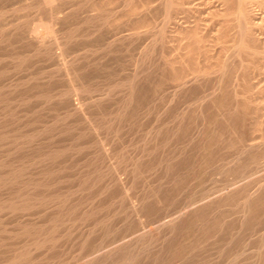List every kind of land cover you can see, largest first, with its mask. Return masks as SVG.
Returning a JSON list of instances; mask_svg holds the SVG:
<instances>
[{
  "label": "rangeland",
  "instance_id": "rangeland-1",
  "mask_svg": "<svg viewBox=\"0 0 264 264\" xmlns=\"http://www.w3.org/2000/svg\"><path fill=\"white\" fill-rule=\"evenodd\" d=\"M34 1H36V0H0V11H5L3 16L0 17V85L2 83L6 84V83H14V82H15V84H19L18 88H17V90L18 89L19 90L18 91L16 90L15 95L20 96L22 94L21 97H24V96L26 97L28 93L30 94L33 91H37L39 89L42 90L43 88H46V87H47V90H49L48 87L50 89H54V87H57L56 88L57 90L61 89L60 86H62V89L66 88V83L64 82L65 80H63V78L61 76L57 75V73H58L56 71L57 65H56L54 59L49 58L50 60H48V59L47 60H40L41 58L38 56L37 53H35L36 51L34 50L35 46H36V44H34V41H29L28 42L29 44H25L24 42L21 43L19 41L20 44H18L17 43L18 41H14L15 40L14 37L8 36L9 35L8 34L9 29L5 30L6 28L10 27V25H12V24H18V23L24 24L28 18L30 19V17L33 16L34 13H36V11L34 9H32V10L29 8L28 9H19L18 11H13L12 9L19 8L23 4L27 5V4L34 3ZM83 1L84 0H60V1H57L60 5V6L58 5L59 9H58L57 15H59L61 17V19L63 18V21H61V19H60L61 23L59 22V20H57V22H54V24H55L54 28H55V30L57 28L58 29L57 31H59V29H60L61 32H63V31H65L64 29L66 27L67 30L72 29L70 32H72V33L75 32V34L78 35L77 37H74L75 39L73 38V40L70 43H68L69 46L66 47L68 49L65 51L66 53L64 54V56H65V59L67 61H72V62L74 61L73 64L75 66L78 64L79 66H77V67L82 68L81 70L83 72H80V74L81 73H82V75L84 74L83 77H84L85 83L87 81L86 84L90 85V87H89L90 91L88 93H87V91L84 92L85 95H82V94H84L82 92L77 94V95H73V97H71L70 99H69V97L68 98L64 97V99L60 100L61 102L59 101V103H61V104H59L57 102V99H53V101H52V99H50L49 101L48 100L46 101L44 98H41V97H39L40 100L38 98L26 99L28 101H25V103H22L21 104L22 106L20 105L19 108L18 107H12L13 106V104H12L11 107L15 108L16 110H12V108H11V111H10L11 116H7L9 118V117H12L16 114V116H18L20 118V120L16 116H14L12 118L13 120L11 118L9 119L12 122L9 121L8 118H5V121L8 120L6 122V125H8L6 129L7 130L11 129V132H9L10 134H15V132H19V131L20 132L26 131L32 135L31 137L34 136L33 138L35 139V143L37 142L36 144H34V146L31 147L32 149L34 148L33 150L30 148V149H28L29 150V152H28L27 148H23L22 150L24 152L23 151L18 152V154L21 153V154H19V156H22L21 159L23 160L24 164L27 163L29 160H30L29 162L32 161V158H30V157L33 156L34 150L36 152H40V151H42V149L45 150V149H48V147H49V149L50 148L60 149L63 151V153L61 151V154L58 155V157L55 159L54 164L52 166V168H55L56 170L58 169V170H60V172L58 170L56 171L55 169H51V171H52L51 174L46 177L47 180L50 179L49 185L51 183H53V184H51L52 186L50 185V187L47 189L51 193H54V191L55 192L57 191L56 193L60 194L62 196V198L66 197V198H64V200L67 201L65 203V204H67V206L65 205L64 207L70 208L69 206L73 207L75 204L73 209L70 208V210L72 209V212L76 213V214H73V216H72L74 218L71 217L72 212L69 211L70 214H68V217L70 218V220L61 222L62 225L59 224L57 226V228L59 230H57V228H56V230L59 231V233L60 232L61 233L59 234L57 232L58 233L57 234L56 232H54V234H55L54 240L55 241L53 240V242L51 241V242L47 243V245H45V246H47V248L45 246L43 248L41 247L42 248L41 251H40V248H38V250L35 249L36 251L32 250L33 252L30 254V256L34 257L33 260L37 264L39 262L42 264H46V263L47 264H84V263L89 264L92 260L99 258L100 256H102V254H104L106 251L110 250V248H112L113 246L127 243V242L131 241L132 239H134V237L140 235V233L141 234H143V233L147 234V232H150L151 230L153 232H155V231L157 232L158 231L157 228L159 229V226L161 225V223L163 221L170 220L171 218H174L175 216H177L180 213L181 210H183V211H187V212L190 211L191 214H193V215L195 214V215L194 216L190 215V212H188L189 217L187 216V218L185 220L187 222L184 221L178 227V229L180 228L179 229L180 233L177 232L178 235H177V233L173 234L172 235L173 237L171 236L170 240L166 241L168 243L165 242V245L163 246V248L160 247L161 243L159 241H158V243L154 242L155 244L154 243L151 244L148 247V249L145 250L147 253L144 252V254L141 255L142 257H140V259H139V262L140 263L142 262L141 264H144V263L147 264L146 263L147 261L149 264H227V263L229 264V262L231 260L233 262V263L230 262L231 264H234V262H235V264H251V263L252 264H255V263L256 264H264V256L261 255V254L264 255L263 251L260 254L262 256V259L261 258H258V260L254 259L255 252H256V250H255L256 248L254 249V246L257 247V244H258L257 241L260 240L258 238L261 236V234L263 235V233H264V193L262 192L261 193L262 195L259 194V197L257 198L258 201H257V199L255 201L256 205L253 204V206L255 205L254 207L256 209L252 206L256 212L254 213V210L252 213H251V211H249L251 214L247 213V217L244 218L245 220L248 219V220H246V221H248V224L246 222H244L245 224L243 223V221H245L244 219L241 222L239 220L240 214H238V213H240L239 210L241 208V206H240L241 201L240 200H242L241 197L243 196V193H244V192H242V194H241V191H244L245 188L246 189L248 188L249 190L256 189V188H258L259 184H261V183L264 184V146H263L264 145V61H263L264 58L263 59H260L262 57L253 58L249 54V51L248 52H246V51L245 52L244 51L235 52L236 51L235 47L237 48V46H236L237 44H235V43H238L241 41L237 37V36H239V34H237L238 33V29H237L238 28V21L233 14L236 11L235 7H237V0H232V2H230V3H227L228 1L225 2L224 0H171V3H168V0H91L92 2L90 0H86V2H83ZM244 1L246 3L245 4V10L248 13L247 15L249 17V22H250V25L252 27V37H253L252 39L253 40L249 41V44L251 45V43L253 42L254 44L258 45V47L263 48L264 47V0H244ZM87 2H88V4H87ZM227 4L231 5L232 7H230ZM225 9H226V11H225ZM227 9L229 11H227ZM44 10H45V8H41L40 10H38L39 12L37 11L38 14L36 13V15H41L45 18L46 17L49 18L47 11L45 10V12H44ZM133 10L135 11V14H134ZM40 12L44 15L39 14ZM228 12H230V13H228ZM89 19L92 21H90ZM162 25H163V27H161ZM63 27H64V29H63ZM160 28L161 29L163 28V31H164L163 35H161L160 34L161 32H159ZM114 31L117 33V35H118L119 31H121L120 32L121 36L118 35L119 38L115 37L116 33H114ZM91 32H93V33H91ZM58 33H60V31ZM122 34L124 37L122 36ZM114 38L115 39L117 38V39L113 40ZM237 38L239 41L237 40ZM119 40L121 41V43L118 42ZM47 41H48V39L46 40V42ZM111 41H113V42H111ZM109 42H111L113 44H110ZM242 42H246V41L243 40ZM23 43H24V45H23ZM253 43H252V45H254ZM21 44H22V46L20 47L19 45H21ZM108 44L110 45V47ZM244 44H246V43H244ZM25 49H27V50H25ZM7 51H10V52H7ZM33 51H34V55H33ZM17 52L18 53L22 52L21 54H23L25 56L21 63H18L16 61V59L15 60L13 59V61H12V59H10V56L11 57L16 56V54H18ZM23 52L24 53L27 52V53H25L26 55ZM12 53H15V55H13ZM249 55H250V58H252V59L249 58ZM140 59H142V60H140ZM14 61H16L17 63ZM9 62L10 63L14 62L12 64H14L15 66L18 64V66L13 67V65L10 64ZM225 63H227L228 65H225ZM86 65H87V67H86ZM247 66H249V67H247ZM83 67L86 69H84ZM1 71H2V73H1ZM51 71H52V74L53 73L56 74V75H54V79L53 78L51 79V80H53L51 83H53L55 86H53V84L50 83L51 80H47L46 82H43L46 79L43 78V80H41L42 78L39 76L41 72L50 73ZM138 72H140V74H139V80L140 81H138V84H140L141 87L140 86L138 87V85H137V87H138L137 92H136L137 95L135 94L136 96H134V98L136 99V97H138V96L141 98L138 97L136 99V101L133 98L132 105H134V106H131L132 107L130 109L131 111L128 113V114L133 113V116L131 115L132 118L129 117L132 121L128 118V116H130L128 114H127L128 116L126 114H124V115H126L127 120L129 119L128 121L125 120L124 115L120 116L119 121H122L121 125H120V122L117 121L118 119H115L114 121H109V119H108L109 112L111 110L115 109L116 105H118L117 103L120 102L119 100L123 96L122 95L123 93H121L122 91L119 90L118 88H115L116 87L115 83H117V81L120 82V80H125L129 77L131 78V76H133L134 73H138ZM38 73H39V75H38ZM86 75H88V76H86ZM38 77L40 80L38 79ZM23 82H24V84H23ZM90 83H92V84H90ZM46 84L47 85L50 84L53 87L51 88L50 85L47 86ZM113 84H114V87L112 86ZM59 87H60V89H59ZM56 89L53 91H56ZM43 90H45V89H43ZM17 92H18V94H17ZM26 92H27V94H26ZM41 99H44V100H41ZM55 100H56V102H55ZM70 100H72V101H70ZM62 101L64 103H62ZM134 101H135V104L138 105L137 108H135L136 105L134 104ZM7 102H9V101H7ZM69 102L73 106L77 105V106L83 107L82 109H84V111H86V112L89 110L87 113L90 114L92 116V118L96 115V117H94L92 119V120H95L94 123L96 122L97 127H100L96 133L89 132L90 134H93V135H90L87 132V130H86L87 125L83 121V118L81 119L82 121L79 119L82 117L79 113H73V114H71L72 116L69 115V116L65 117V115L62 112V110L64 111V108L63 109L60 108L61 111H60V109H58L60 107V106L58 107V105H61V107H62V105L66 104V103L68 104ZM136 102H138V103H136ZM36 103H38V104L41 103V104L36 105ZM140 104H142V105H140ZM34 105H35V107H34ZM96 105H99V106L97 107ZM112 107H114V108H112ZM138 108H140V109H138ZM20 109H22V110H20ZM34 109H36V110L34 111ZM38 109H43V110L40 111ZM136 109L139 110V111H137L138 113L135 112ZM14 111H17V112L19 111L20 113L19 112L18 113L20 115ZM59 111H60V115L62 113V115H61L62 118L59 119L61 122L58 120V118L60 117ZM55 112H57L59 116ZM21 113L23 116L25 113L24 120H22V123H21V119H23V118H21L22 117ZM35 114H37V115H35ZM74 114H75V116H74ZM97 114H101V115H97ZM97 116H100V117H97ZM102 116H103V118H106V119H103ZM121 117L123 119H121ZM69 118H71V120H69ZM15 120H17V122ZM64 120L69 125L64 123L65 122ZM105 120L108 122H106ZM180 120H181V122H180ZM27 121H28V123H27ZM8 122H9V124H8ZM14 122L16 125L13 124ZM62 122H63V124H62ZM117 122L119 123V125ZM19 123H20V125H19ZM25 123H26V125H24L25 126V128H24V126L22 124H25ZM29 123H31V124H29ZM77 123L78 124L80 123V124L78 125ZM82 123L83 124L85 123V124L83 125ZM17 124H18V127L19 126L21 127V129H20V127L19 128L17 127ZM40 124L41 125L44 124V125L41 126ZM57 124H60V125H57ZM72 124H74V125H72ZM128 124H129V126H128ZM29 125H30V127H28ZM56 125L58 126L57 128H56ZM64 125H65V127L67 125V127L65 128ZM75 125H77V126H75ZM107 125H108V127H106ZM177 125H178V127H177ZM40 126H41V128H40ZM52 126H53V128H52ZM83 126H85V127H83ZM180 126H181V128H180ZM251 126H252V128H251ZM258 126H259V128H258ZM49 127H51V128H49ZM174 127L178 128V129H176L178 132L176 130H174L175 129ZM255 127H257V128L255 129ZM36 128L38 130L39 129L42 130L44 133L39 130L40 133H43L40 135V133H37L38 130H36ZM44 128H48L49 130H46V132H45V130H43ZM14 129L16 131H14ZM26 129L30 130V132L27 131ZM67 129L69 130L68 133L66 132ZM152 129H153V131H152ZM171 129H172V131H171ZM253 129H255L258 133ZM52 130H54L56 133H54ZM73 130H77V131H73ZM85 130L87 133L85 132ZM33 131H35V132L33 133ZM49 131L50 132L52 131V132L50 133ZM155 131H157V132L155 133ZM168 131H170L172 133L174 132L173 135ZM150 132H152L154 135L152 133L150 134ZM158 132H160V133H158ZM53 133L56 134L54 137H53V135H54ZM148 133H149V136H148ZM36 134H38V135L36 136ZM95 134L99 135V136L97 137V136H95ZM75 135H77L76 136L77 138L75 137ZM94 136L96 139L97 138L98 139L97 140L93 139ZM150 136L153 138L151 139ZM155 136L157 137L156 142L154 141ZM159 136H161V137H159ZM43 137H44V139H43ZM88 137H90V138H88ZM41 138L43 140H41ZM47 138H49L50 140ZM52 138H54V139H52ZM147 138H148V140H147ZM259 138H261V139H259ZM45 140H47V141H45ZM64 140L65 141L67 140V141L65 142ZM151 140H153L152 141L153 143L150 142ZM257 140H260V141H257ZM87 141H88V143H87ZM90 141H92V142H90ZM146 141L147 142L149 141V142L147 143ZM256 141L259 143H257ZM40 142H43L42 144H44V145H42ZM70 142L72 143V145ZM75 142H78V143L75 144ZM45 143H47V144H45ZM146 143H147V145H146ZM150 143L152 145H154V143H155V148L156 147L157 148L155 150L153 149L154 151L153 150L149 151V154H145L144 157H142L143 154L140 155L141 152L144 153L142 151V149L144 151H145V149H146V151L150 150V147H151ZM243 143L245 145H246V143L247 144H250V143L253 144L254 143L252 145L254 147H252V148L249 147V149L246 148L247 150L242 149L243 147H245V145ZM38 144H39V146H42L45 149L42 147H38ZM61 144L62 145L64 144V145L62 146ZM94 144H96V145H94ZM148 144L150 146H148ZM69 145L72 147V149ZM73 145H76V147ZM77 146L80 148H78ZM144 146H146V147L148 146V147L145 148ZM62 147H65V148H62ZM37 148H38V151H37ZM77 148H78V150H77ZM91 148H92V150H91ZM259 148H260V150H259ZM80 149H81V151H79ZM104 149L109 151V153H110L109 159L103 158L104 156L102 154H103ZM140 149H141V151H140ZM72 150H74L76 152V154ZM30 151H32V152H30ZM65 151L67 153H64ZM146 151H145V153H146ZM158 151H160V152H158ZM242 151H244V153ZM245 151H249L251 153L245 152ZM116 152L118 154H115ZM151 152H152V154H150ZM153 152H155V153H153ZM180 152H181V154H180ZM254 152H256V153H254ZM30 153H31V156H30ZM237 153L240 154V156H241L242 160L239 159L241 162L237 161L238 157H240ZM26 154H27V157H26ZM28 154H29V156H28ZM70 154L72 156L74 155L75 157L74 156L72 157ZM77 154L80 157L76 156ZM85 154L88 156H86ZM138 154L141 158L139 160V163H138L139 168H140V172H141V173L139 172V174H142V175H139L136 172H133V174L136 175V176H134L132 174L133 167L131 168L130 167L131 165L129 163L132 162V157L136 158V155H138ZM175 154H176V156H174ZM173 156L174 157L178 156L177 157L178 159L177 158L173 159L174 158ZM236 156H238V157H236ZM252 156H256V158L252 157ZM169 157H170V160L168 159ZM251 157H252V159H251ZM23 158H26V159L28 158L27 159L28 161L26 159H23ZM59 158L63 159V160L60 159V161L62 163H60ZM146 158H147V160H146ZM165 158H166V162H169V163L173 162V161L175 162V163L174 162L170 163L168 165L169 167L170 166L171 167L167 171V174L164 173L165 172V170H164ZM73 159H75V160H73ZM87 159H88V161H87ZM96 159H98V160L96 161ZM160 159H163V160L160 161ZM244 159L248 161V164H249V160L250 161L253 159L254 160L251 161L250 164L248 165ZM70 160L72 162H70ZM118 160L120 163H118ZM129 160H130V162H129ZM141 160L143 163L146 162V163H144V166H143V163L141 162ZM148 160L151 162H149ZM75 161L76 162L78 161V162L76 163ZM147 161L150 164V166H152L151 167L152 169L149 167V164L147 163ZM235 161H237L239 165L241 164L240 165L241 167L239 165L237 167H235L237 165V162L235 163ZM110 162H112L113 165ZM152 162L153 163L156 162L157 167H156V164H154L155 165L154 166ZM79 163H81V164H79ZM158 163H160V164H158ZM243 163H245V164L243 165ZM140 164L143 167H145V168L149 167L150 169L149 168L145 169V168L141 167ZM175 164H176V166H175ZM54 165H56L57 167ZM61 165L63 166L64 170L61 167ZM126 165H128V166H126ZM172 165H173V167H172ZM182 165H183V167H182ZM242 165L243 166L248 165L247 167L245 166L247 169L245 167L242 168ZM79 166H80V168H79ZM84 166H85L86 170H83ZM110 166L112 167V169L110 168ZM32 167L30 166L31 170L34 171L35 167L33 165H32ZM95 167L98 169H96ZM113 167H114V169H113ZM186 167H188V168H186ZM78 168L81 170H78ZM141 168H142V170H141ZM175 168H176V170H178V169L179 170L176 171ZM228 168H229V170H231L229 173H228V170H226ZM237 168H238V171H236ZM250 168H251V170H250ZM143 169L146 171L144 172ZM242 169H244L243 172H242ZM254 169H256V171ZM68 170H69V172H68ZM70 170H71V172H70ZM77 170L80 171V173ZM87 170H89V171H87ZM99 170H100V172H99ZM148 170H150V171H148ZM172 170L174 172H172ZM81 171L82 172L84 171V172L81 173ZM234 171H236V173ZM61 172H62V175L60 174ZM73 172L75 173L77 178ZM87 172H89V173H87ZM232 172H234L235 175L237 174L236 176H238V178L235 177L234 173H232ZM239 172H241L242 174H240ZM52 173H54V174H52ZM91 173L94 176L90 175ZM102 173H103V175H102ZM116 173L118 174L117 176H116ZM169 173L171 175L173 174L172 176L175 175L174 177H176L177 179L174 177L172 178V176H168V175H170ZM180 173H181V175H180ZM65 174H67V175H65ZM77 174H79V175H77ZM81 174L86 175L88 181L86 180V177L81 175ZM106 174L108 175V178H107ZM111 174H112V176H111ZM71 175H72V178L70 177ZM73 175L75 177H73ZM99 175H100V179H99ZM241 175L243 176V178ZM59 176H60V178L63 179V182H62V179L59 180ZM78 176H80L81 178ZM115 176L118 177L119 179L117 178L118 180H115L114 179ZM88 177L90 179H88ZM168 177H171V178H168ZM234 177L236 178V180L234 179ZM179 179H182L183 181L179 180ZM74 180L76 181V183ZM78 180H79V182H78ZM113 180H115V181H113ZM168 180H170L169 182L171 185L169 184ZM174 180H175V182H173ZM232 180H235V181H233L234 183L231 182ZM60 181L62 183H60ZM86 181H87L88 187L85 185ZM107 181H109V182H107ZM246 182H247V185L249 184L248 185L249 187L247 185L244 186V184H246ZM73 183L75 184V187L73 186ZM79 183H80V185H81V183L82 184L85 183L84 184L85 187L84 186L80 187ZM229 183H230V185H228ZM160 184H163V185H160ZM111 185H113V186H111ZM114 185H116V187ZM123 185H126L127 188L131 189V190L130 189L127 190V193L129 196L128 198H130V200L127 199L126 197L123 198V195H121V193H122L121 188ZM226 185H228V186L226 187ZM241 185L244 187H241ZM71 186L73 188H76V189L81 188V190L78 192H77V190H79V189L73 191L72 190L73 188ZM151 186H153V188ZM52 187H54V188H52ZM70 187H71V189H70ZM106 187L108 188L107 189L108 191L106 190ZM148 187H149L148 192L147 193L144 192V191H147L146 189ZM51 188L53 189V191ZM67 188H69V190H67ZM82 188H84L83 191H82ZM239 188L241 189V191ZM154 189H155V191H154ZM230 189H231V191L235 189V191L233 193L235 196L238 194V196H236V197L234 196L235 198H233V194H232V195H230L231 197L229 196L230 199L232 198L231 200L229 198L226 200L225 197H224V199H222L223 198L222 196L226 195L230 191ZM236 189H237V191H236ZM65 190H67V191H65ZM149 190H151L152 193H153V191L155 192V193H153L154 196L151 195V197L148 198V199H153V201L147 200L146 206H145L146 212L144 209L142 211L143 213L141 212L142 215H140V217H139L140 220H137L138 218H134V216L131 214V212H130L131 210L129 209V206H128L129 203L128 202L129 201H135V199L137 200L138 198H141V197L148 195V193H150ZM115 191L117 192V194L115 193ZM156 191H158V192H156ZM70 192L73 193V197H72V194ZM225 192H226V194H225ZM239 192H240V195H239ZM74 193H76L75 196H74ZM156 193L158 196H156ZM65 194H67V195H65ZM95 194H97V195H95ZM104 194H106L108 196H106V195L104 196ZM113 194H115V195H113ZM205 194H206V198L202 199L203 203L208 201V200H206V199H208V197H209V200L211 199L210 203H214L216 201H218V203L216 202L213 205L210 203L208 204V202H207L208 206L207 205L202 206V210H201V208H199L198 211L196 210L197 213L194 211L193 212L191 211L192 206H188L189 208L186 207V204L188 203L187 201H190L194 198H199L200 195L202 196ZM218 195H220V196H218ZM162 196H163V198H162ZM196 196H198V197H196ZM164 197H165V199H164ZM215 197L216 198L222 197V198L216 199ZM238 197H240L239 200L236 199ZM154 198H155V200H154ZM71 199H73V201ZM161 199L162 200L164 199V200L162 201ZM221 199L223 201L224 200L225 201L223 202ZM65 201H63V202H65ZM154 201H156V202H154ZM234 201L237 203H234ZM71 202H72V204H73V202H75V203L72 205ZM91 202H93V203H91ZM158 202L160 205L158 204ZM200 202L201 201H199V203ZM77 203H78V205H77ZM80 203H82L81 204L82 206L79 205ZM219 203L222 205V207ZM209 205H211V206H209ZM149 206H151V207H149ZM216 206H218V208ZM239 206H240V208H239ZM34 207L35 208L30 207L28 209L27 208L24 209L26 211L17 210V211H11V212H4V214H0V217L4 216V217H2L3 219L0 218V220H1L0 224H2L0 226L5 227L6 230L8 228H10V230H12V228L14 229L15 226H19V225H22L25 223L26 224L30 223L29 225H31L35 222L36 223H39V222L43 223V220L44 221L47 220V218H49L52 215V213L54 212V210L50 209V207L46 208L44 206L43 208H45V210L43 208H41V206L40 207L34 206ZM85 207H86V209H85ZM184 207H185V209H182ZM39 208L42 209L43 211L38 210ZM92 208H93V210H92ZM75 209H77V210H75ZM94 209L95 210L98 209V211H95ZM203 209H205V210L203 211ZM215 209H217V210H215ZM35 210H36V212H35ZM87 210H88V213L86 212ZM100 210H101V212H100ZM218 210H220V211H218ZM18 211L24 212V213L20 212V213H22V216L19 214ZM27 211L29 213H27ZM44 211H46V212L44 213ZM49 211L51 214L49 213ZM51 211H53V212H51ZM77 211H79V212H77ZM211 211H213V212L211 213ZM37 212H39V213H37ZM42 212H43V214H42ZM83 212L86 215L82 214ZM144 212H145V214H144ZM198 212H200V213H198ZM203 212H205V213H203ZM12 213H13V217L8 216V215H12ZM16 213H18V214L16 215ZM96 213H99V214H96ZM221 213H223V214H221ZM6 214H8V215H6ZM79 214L82 216H80ZM92 214L94 217L91 216ZM198 214H200L202 216L199 215L200 216L199 217ZM19 215H20V217H18ZM86 216H88V217H86ZM89 216H90V218H89ZM191 216L194 219H192ZM196 216H198V217H196ZM248 216H251V218ZM42 217L43 218L45 217V219H43ZM201 217H202V219H201ZM205 217L209 218V219L207 220ZM215 217L217 219H215ZM33 218H35L34 219L35 221L32 220ZM36 218H37V221H36ZM85 218H86V221H85ZM198 218H199V220H198ZM211 218L213 221H216V222H213L211 220ZM218 218H219V220H218ZM236 218H238V219L236 220ZM41 219H42V221H41ZM99 219L102 222L99 221ZM4 220H5V223H4ZM22 220L26 221V222H23ZM79 220H82L83 222L80 223L81 221H79ZM196 220H197V222H196ZM202 220H203V222H202ZM204 220L206 221L205 224L207 223L206 225H209V226H206L204 224ZM17 221H21V222H17ZM136 221H138V222H136ZM139 221H141V223ZM193 221H195V222H193ZM200 221L203 223V227H202ZM207 221H209L210 224H208ZM68 222H70V223L67 225ZM198 222H200V223H198ZM238 222H241V223H238ZM252 222H255V223H252ZM102 223H104V224H102ZM193 223H194V225L192 226L191 224H193ZM196 223L198 225H200V227L198 225H196ZM217 223L220 225H218ZM3 224H5V225H3ZM65 224H66V226H64ZM95 224H98V225H95ZM101 224H102V227H101ZM188 224H189V226H187ZM239 224L241 226H243L245 230L242 229V227L239 226ZM243 224L248 226V227L246 228V226H244ZM7 225H8V227H7ZM210 225H212V226H210ZM221 225L223 227H221ZM61 226H63V227H61ZM81 226H83V227H81ZM186 226H187V228H186ZM204 226H206V227H204ZM217 226H218V229H217ZM1 227H0V230H3V227H2V229H1ZM74 227H75V229H74ZM211 227L212 228L214 227V229H212ZM230 227L233 229H231ZM251 227H252V229H251ZM16 228L17 227H15V229ZM61 228H62V230H61ZM66 228L67 229L71 228L73 230H69L66 233L65 232ZM83 228H84V230H82ZM194 228L195 229L198 228V229L194 230ZM202 228L204 229L203 232H205V230H206L208 232V234L201 232ZM93 229H95V232ZM154 229H156V230H154ZM181 229H183V231ZM238 229H239V231L240 230L243 231L242 232L243 234L241 233V231L239 232ZM212 230H215L216 232L218 230V232L217 233L215 231L212 232ZM71 231H73V232H71ZM97 231L98 232L101 231V232H99L100 234ZM232 231L235 232L236 234L233 233ZM69 232H71V233H69ZM85 232L87 234L88 240L86 239ZM103 232H104V234H103ZM237 232L239 233L240 236H238ZM0 233H1V231H0ZM108 233H109V235H108ZM181 233L183 234L182 235L183 238L181 236ZM3 234H4V230H3ZM6 234H5L6 236L0 234L1 236L4 237V238L2 237L3 238L2 239L0 236L1 243H4L3 240H6V241L8 240L7 242L4 243L5 245L4 244L0 245L1 246L0 248H3V246H5L4 247L5 249L7 248L6 250L0 249V257L1 258H2V256L5 257L8 254V249L10 248V243H11V245H13V243L15 241L13 239L11 241H10V239H8V237H7L8 231L6 232ZM89 234H90V236H89ZM93 234H95V236ZM203 234L206 235V237ZM57 235L61 236V238L58 237ZM102 235H103V237H102ZM209 235H211V236H209ZM229 235L230 236L232 235L231 236L232 238H230ZM113 236H115V237H113ZM56 237H58V238L56 239ZM188 237H190V238H188ZM200 237H201V239H200ZM208 237H210V238H208ZM233 237L234 238L238 237L237 239L235 238L236 239L235 242L233 241V240H235V239H233ZM199 239L201 240V242L199 241ZM231 239H233L232 241L234 243L231 241ZM90 240L93 242H91ZM229 240H230V246L227 245V244H229V242L227 243V241H229ZM85 241L88 243H86ZM191 241H192V243H191ZM194 241H196V242L194 243ZM52 243H54V244H52ZM90 243L92 244V246L90 245ZM156 243H157L158 248L156 246ZM201 243H202V245H201ZM225 243H227V244H225ZM50 244H52V246ZM245 244H247V245H245ZM54 245H56V246H54ZM79 245H80V247L82 246L80 249H79ZM85 245H87L86 246L87 248L83 247ZM94 245L95 246L99 245V246L93 247ZM193 245H195L196 248ZM174 246L178 249H176ZM244 246L246 247V249ZM48 247H49V249H48ZM54 247H56L57 249ZM89 247H90V249H89ZM241 247L242 248L244 247V248L242 249ZM83 248H85L86 251H84L85 249L83 250ZM91 248L93 249V253H92ZM150 248L153 250L151 251ZM159 248H161V249L158 250ZM183 248H185V249H183ZM50 249L52 250V252ZM164 249L166 250L165 252H163ZM238 249H239V251H238L239 253L240 252L243 253L242 255L240 254L241 255L240 257H238L239 253L236 252ZM241 249H242V251H241ZM45 250L46 251L49 250L50 253L48 251H47L48 252L47 253ZM88 250H90L91 252H89ZM148 250L151 251L152 253L149 252ZM228 252L230 254H233V255L231 256ZM2 253H3V255H1ZM33 253L34 254L38 253L40 256H38V254H36V256H38V257L35 258L36 256ZM41 253H42V255H41ZM46 253H47V255H46ZM148 253L150 256L148 255ZM164 253H165V255H164ZM236 253H238V254H236ZM250 253L251 254L253 253L252 256ZM43 254H45V255H43ZM144 255H146V257H143ZM151 255L153 256V258ZM228 255L230 257H228ZM155 256H157V257H155ZM235 256L239 260L238 259L236 260L234 258ZM250 256H251V258H250ZM32 257H31V259H32ZM43 257L45 259H42ZM48 257L50 258L49 262H48V259H49ZM53 257H54V259H53ZM169 257H171V258H169ZM172 257H174V258H172ZM147 258H149V259H147ZM159 258L161 260H159ZM233 258H234V260H233ZM255 258H257V257H255ZM37 259L39 260V262H37L38 261ZM168 259L171 260L170 263H168L169 262ZM228 260H230V261L228 262ZM254 261H255V263H254Z\"/></svg>",
  "mask_w": 264,
  "mask_h": 264
},
{
  "label": "bare ground",
  "instance_id": "bare-ground-1",
  "mask_svg": "<svg viewBox=\"0 0 264 264\" xmlns=\"http://www.w3.org/2000/svg\"><path fill=\"white\" fill-rule=\"evenodd\" d=\"M57 1H60V0H36V1H34V3H31V4H23L21 7H19V8H15V9H12L13 11H18L19 9H34L35 11H36V13H37V11L38 10H40L41 8H45V10L47 11V13H48V15H49V18H45V17H43V16H41V15H36V13H34V15L33 16H31L30 17V19L28 18L27 19V21L24 23V24H12V25H10V27H8V28H6L5 30H7V29H9V32H8V36H11V37H14V41H18L17 43L18 44H20L19 43V41L22 43V42H24L25 44H29L28 42L29 41H34V44H36V46H35V53H37L38 54V56L41 58L40 60H50L51 58L52 59H54L55 60V63H56V65H57V75H59V76H61L62 78H63V80H65L64 82L66 83V88L63 90L62 89V86H60L61 87V89H60V87H59V89L60 90H57L56 88L57 87H54V89H50L49 87H48V89L49 90H47V87L46 88H43V89H45V90H37V91H31L32 93H28L27 94V92H26V94H27V96L25 97H21V95L20 96H18V95H15V92H16V90H17V88H18V85L19 84H15V82L14 83H2L1 85H0V214H4V212H11V211H17V210H24V209H28V208H30V207H32V208H35L34 206H41V208H43L44 206L46 207V208H48V207H50V209H52V210H54V212L53 211H51V212H53L52 213V215L49 217V218H47V220H43V223H41V222H39V223H33V224H31V225H29L28 223V225L25 223V224H22V225H19V226H15V227H17L16 229H15V227H14V229L12 228V230H10V228H8L7 230L5 229V227H3V230H4V234H3V230H0L1 231V233L0 234H2V235H4V236H6L7 234H6V232L8 231V239H10V241L13 239V240H15L14 241V243H13V245H11V243H10V248L8 249V254L5 256V257H3L2 256V258L0 259V264H35L36 262L33 260V258L34 257H32V256H30V254L33 252L32 250H38V248H40V251H41V249L45 246V245H47V243H49V242H53V240H54V238H55V234H54V232H58L59 233V231H57V230H59L58 228H57V226L59 225V224H61V222H64V221H69L70 220V218L68 217V214H70L69 213V211L70 212H72V209H73V207L75 206V202H73V204H74V206L72 207V206H69L70 208H72L71 210H70V208H68V207H64L65 205L67 206V204H65L67 201H65L64 200V198H66V197H64V198H62V196L60 195V194H58V193H56L55 191H54V193H51L47 188H49L50 187V185L51 184H53V183H51L50 185H49V183H50V179L49 180H47L46 179V177L47 176H49L50 174H51V169H55V168H52V166H53V164H54V161H55V159L58 157V155H60L61 154V151L62 150H60V149H52V148H50L49 149V147H48V149H45L44 147H42V146H39V144H38V147H42V148H44L45 150H43L42 148V151H40V152H36L35 150H34V154H33V156H31V153H30V158H32V161L31 162H29L26 158H23V159H26L28 162L27 163H23V160L21 159L22 158V156H19V154H21V153H19L18 154V152H20V151H23L22 149L23 148H27V150L28 149H30L32 146H34V144H36L35 143V139L33 138V137H31L32 135L31 134H29L28 132H26V131H19V132H15V134H10L9 132H11V129L10 130H7L6 128H7V126L8 125H6V122L11 118H13L14 116H16V114L14 115V116H12V117H7V116H11L10 114V111H11V108L12 107H20V105L22 104V103H25V101H28V100H26V99H36V98H38L39 99V97H41V98H44L46 101L48 100H50V99H52V101H53V99H57V102L59 103V101L60 100H62V99H64V97H66V98H68L69 97V99L71 98V97H73V95H77V94H79V93H84V92H86L87 91V93L90 91V85H88V84H86L87 83V81H86V83H85V80H84V77H83V75H82V73L80 74V72H83L81 69V67H77V66H79L78 64L75 66L74 64H73V62L72 61H67L66 59H65V56H64V54L66 53L65 51L68 49V48H66L67 46H69L68 45V43H70L72 40H73V38L74 37H77L78 35H76L75 34V32L74 33H72V32H70L71 30H67V28L65 27V29H64V27H63V29L65 30V31H63V32H61V30L59 29V31H60V33H58L59 31H57L58 29L56 28V30H55V24H54V22H57V20H59V22H60V19H61V17L59 16V15H57V13H58V9H59V3L57 2ZM91 1V0H90ZM225 2L226 1H228L227 3H230V2H232V0L230 1V0H224ZM83 2H86V0H84ZM89 2V1H88ZM88 2H87V4H88ZM92 2V1H91ZM168 3H171V0H168ZM151 4V3H150ZM223 4V3H222ZM245 1L244 0H237V7H235L236 8V11H235V13H233L234 14V16H235V18L237 19V21H238V33L237 34H239V36H237L238 38H239V40H241L240 42H238V43H235V44H237L236 46H237V48L235 47V49H236V51L235 52H239V51H246V52H248L249 51V54L251 55V57H253V58H255V57H262V58H260V59H263L264 58V47L263 48H260V47H258V45H256V44H254L253 42V44L254 45H252V43H251V45L249 44V41H252L253 39V37H252V27H251V25H250V22H249V17H248V13H247V11L245 10ZM59 5V6H58ZM227 5H229V4H227ZM230 7H232L231 5H229ZM124 7V6H123ZM169 7V6H168ZM228 7V6H227ZM125 8V7H124ZM123 8V9H124ZM229 8V7H228ZM167 9V8H166ZM170 9V8H169ZM4 10V9H3ZM45 10H44V12H45ZM225 11H226V9H225ZM227 11H229L228 9H227ZM232 11V10H231ZM4 12L5 11H0V17L1 16H3V14H4ZM39 12V11H38ZM42 12V11H41ZM39 13V14H42V13ZM133 12H134V14H135V11L133 10ZM234 12V11H233ZM46 13V14H47ZM228 13H230V12H228ZM227 13V14H228ZM7 14V13H6ZM5 14V15H6ZM38 14V13H37ZM226 14V15H227ZM232 14V13H231ZM230 14V15H231ZM42 15H44V14H42ZM137 15V14H136ZM220 15V14H219ZM222 15V14H221ZM108 16V15H107ZM169 16V15H168ZM223 16V15H222ZM68 17V16H67ZM170 17V16H169ZM226 17V16H225ZM168 18V17H167ZM166 18V19H167ZM65 19V18H64ZM87 19V18H86ZM98 19V18H97ZM165 19V20H166ZM169 19V18H168ZM167 19V20H168ZM225 19V18H224ZM90 20V19H89ZM104 20V19H103ZM166 20V21H167ZM170 20V19H169ZM61 21H63V18L61 19ZM68 21V20H67ZM90 21H92V20H90ZM227 21V20H226ZM109 22V21H108ZM61 23V22H60ZM66 24V23H65ZM102 24V23H101ZM54 25V26H53ZM60 26V25H59ZM105 26V25H104ZM122 26V25H121ZM92 27V26H91ZM161 27H163V25L161 26ZM165 27V26H164ZM61 28V27H60ZM98 28V27H97ZM167 28V27H166ZM254 28V27H253ZM76 30V29H75ZM98 30V29H97ZM121 31H119V33H120ZM159 32H161L160 34L161 35H163V28L161 29L160 28V30H159ZM237 32V31H236ZM91 33H93V32H91ZM114 33H116L115 31H114ZM118 33V35H120L121 36V33L119 34ZM223 33V32H222ZM78 34V33H77ZM118 35H117V33H116V35H115V37H118ZM122 36H123V34H122ZM217 36V35H216ZM223 36V35H222ZM124 37V36H123ZM7 38V37H6ZM119 38V37H118ZM219 38V37H218ZM238 38H237V40H238ZM8 39V38H7ZM48 39V41L46 42V40ZM75 39V38H74ZM117 39V38H116ZM115 38L113 39V40H116ZM217 39V38H216ZM220 39V38H219ZM235 39V38H234ZM236 40V41H237ZM238 40V41H239ZM246 41V42H242V41ZM9 41V40H8ZM256 41V40H255ZM111 42H113V41H111ZM111 42H109L110 44H113V43H111ZM116 42V41H115ZM118 42H120L121 43V41L119 40ZM123 42V41H122ZM24 43H23V45H24ZM32 43V42H31ZM117 43V42H116ZM244 43H246V44H244ZM258 43V42H257ZM109 45V44H108ZM256 45V46H255ZM11 46V45H10ZM20 47L22 46V44L21 45H19ZM107 46V45H106ZM14 47V46H13ZM108 47V46H107ZM106 47V48H107ZM109 47H110V45H109ZM18 48V47H17ZM15 49V48H14ZM24 50V49H23ZM22 50V51H23ZM25 50H27V49H25ZM69 51V50H68ZM7 52H10V51H7ZM32 52V51H31ZM4 53V52H3ZM18 53V52H17ZM22 53V52H21ZM21 53H18V54H16V56H13V57H11L10 55V59H12V61H13V59L15 60L16 59V61L18 62V63H21L22 62V60H23V58L25 57L23 54H21ZM24 53V52H23ZM25 53H27V52H25ZM24 53V54H25ZM102 53V52H101ZM110 53V52H109ZM118 53V52H117ZM241 53V52H240ZM13 55H15V53H12ZM11 54V55H12ZM111 54V53H110ZM2 55V54H1ZM26 55V54H25ZM28 55V54H27ZM33 55H34V51H33ZM250 55H249V58H250ZM36 56V55H35ZM37 56V57H38ZM6 57V56H5ZM29 57V56H28ZM50 58V59H49ZM2 59V58H1ZM5 59V58H4ZM9 59V58H8ZM250 59H252V58H250ZM259 59V60H260ZM140 60H142V59H140ZM257 60V59H256ZM10 61V60H9ZM16 61H14V62H16ZM262 61V60H261ZM264 61V60H263ZM14 62H12V63H14ZM16 62V63H17ZM10 63V62H9ZM12 63H10V64H12ZM15 63V64H16ZM263 63V62H262ZM9 64V65H10ZM13 65V67L15 66L14 64H12ZM11 65V66H12ZM138 65V64H137ZM225 65H228L227 63H225ZM247 65V64H246ZM256 65V64H255ZM259 65V64H258ZM16 66H18V64L16 65ZM15 66V67H16ZM85 66V65H84ZM236 66V65H235ZM86 67H87V65H86ZM247 67H249V66H247ZM3 68V67H2ZM11 68V67H10ZM9 68V69H10ZM84 68V67H83ZM225 68V67H224ZM255 68V67H254ZM258 68V67H257ZM15 69V68H14ZM22 69V68H21ZM84 69H86V68H84ZM83 69V70H84ZM5 70V69H4ZM8 70V69H7ZM235 70V69H234ZM245 70V69H244ZM55 71V72H56ZM85 71V70H84ZM226 71V70H225ZM254 71V70H253ZM5 72V71H4ZM1 73H2V71H1ZM224 73V72H223ZM261 73V72H260ZM6 74V73H5ZM139 74H140V72H138V73H134L133 74V76H131V78L129 77V78H127V79H125V80H120V82H118L117 81V83H115V88H118L119 90H121L122 92L121 93H123L122 95V98L119 100L120 102L119 103H117L118 105H116V107H115V109L114 110H109L110 112H109V117H108V119H109V121H114L115 119H118L117 121H119V119H120V116L121 115H124V114H128L131 110V106H134V105H132V101H133V98H134V96H136L137 94H136V92H137V89H138V87L140 86V84H138V81H140L139 80ZM226 74V73H225ZM38 75H39V73H38ZM54 75H56L55 73H53L52 74V71L50 72V73H48V72H41L40 73V77L42 78L41 80H43V78H45L46 80L45 81H43V82H46L47 80H51L52 78L54 79ZM178 75V74H177ZM37 76V75H36ZM86 76H88V75H86ZM225 76V75H224ZM231 77V76H230ZM28 79V78H27ZM37 79V78H36ZM38 79H39V77H38ZM58 79V78H57ZM30 80V79H29ZM40 80V79H39ZM61 80V79H60ZM88 80V79H87ZM225 80V79H224ZM26 81V80H25ZM35 81V80H34ZM53 80H51L50 81V83L52 82ZM55 81V80H54ZM58 81V80H57ZM56 81V82H57ZM62 81V80H61ZM36 82V81H35ZM34 82V83H35ZM42 82V83H43ZM183 82V81H182ZM188 82V81H187ZM19 83V82H18ZM49 83V82H48ZM185 83V82H184ZM245 83V82H244ZM23 84H24V82H23ZM36 84V83H35ZM41 84V83H40ZM44 84V83H43ZM51 84H53V83H51ZM90 84H92V83H90ZM33 85V84H32ZM45 85V84H44ZM47 85V84H46ZM50 85V84H49ZM49 85H47V86H49ZM88 85V86H87ZM137 85H138V87H137ZM142 85V84H141ZM186 85V84H185ZM30 86V85H29ZM40 86V85H39ZM53 86H55L54 84H53ZM52 85H50V87L52 88L53 87ZM57 86V85H56ZM113 87H114V84L112 85ZM44 87V86H43ZM88 87V88H87ZM141 87V86H140ZM22 88V87H21ZM20 88V89H21ZM28 88V87H27ZM39 88V87H38ZM94 88V87H93ZM112 88V87H111ZM110 88V89H111ZM56 89V91H53V90H55ZM89 89V90H88ZM19 90V89H18ZM17 90V91H18ZM33 90V89H32ZM109 91V90H108ZM24 93V92H23ZM17 94H18V92H17ZM136 94V95H135ZM147 94V93H146ZM82 95H85V93L84 94H82ZM87 95V94H86ZM140 95V94H139ZM139 97V96H138ZM138 97H136V99L138 98ZM139 98H141V97H139ZM37 99V100H38ZM44 99H41V100H44ZM110 99V98H109ZM135 99V98H134ZM136 99H135V101H136ZM40 100V99H39ZM66 100V99H65ZM68 100V99H67ZM82 100V99H81ZM141 100V99H140ZM143 100V99H142ZM7 101H9V102H7ZM64 101V100H63ZM62 101V103H64ZM70 101H72V100H70ZM90 101V100H89ZM92 101V100H91ZM109 101V100H108ZM135 101H134V104H135ZM55 102H56V100H55ZM54 102V103H55ZM61 102V101H60ZM66 102V101H65ZM68 102V101H67ZM96 102V101H95ZM94 102V103H95ZM33 103V102H32ZM44 103V102H43ZM91 103V102H90ZM136 103H138V102H136ZM13 104V106L11 107V105ZM41 104V103H40ZM40 104H38V103H36V105H40ZM57 104V103H56ZM55 104V105H56ZM59 104H61V103H59ZM93 104V103H92ZM144 104V103H143ZM25 105V104H24ZM54 105V106H55ZM102 105V104H101ZM136 105V107L135 108H137V104H135ZM140 105H142V104H140ZM22 106V105H21ZM44 106V105H43ZM60 106V107H59ZM97 107L99 106V105H96ZM111 106V105H110ZM32 107V106H31ZM34 107H35V105H34ZM41 107V106H40ZM47 107V106H46ZM57 107V106H56ZM58 109H60V108H64V111L62 110V112H63V114L65 115V117H67V116H72L71 114H73V113H79L82 117L81 118H79L80 120L83 118V121L86 123V125H87V128H86V130H87V132L89 133V132H91V133H96L97 131H98V129L100 128V127H97V124H96V122L94 123V121L95 120H92L94 117H96V115L92 118V116L90 115V114H88L87 112L89 111H84V109H82L83 107H81V106H77V105H75V106H73L70 102L67 104H64V105H62V107H61V105H58ZM141 107V106H140ZM22 108V107H21ZM30 108V107H29ZM33 108V107H32ZM96 108V107H95ZM111 108V107H110ZM112 108H114V107H112ZM134 108V109H135ZM143 108V107H142ZM45 109V108H44ZM88 109V108H87ZM99 109V108H98ZM133 109V110H134ZM138 109H140V108H138ZM12 110H16L15 108H12ZM19 110V109H18ZM20 110H22V109H20ZM33 110V109H32ZM36 109H34V111H35ZM38 110H40V111H42L43 109H38ZM100 110V109H99ZM26 111V110H25ZM60 111H61V109H60ZM60 111H59V115H60ZM137 111H139V110H137L136 109V113H138ZM14 112H16V113H18L17 111H14ZM134 112V113H135ZM20 113V112H19ZM18 113V114H19ZM30 113V112H29ZM41 113V112H40ZM55 113H57V112H55ZM91 113V112H90ZM96 113V112H95ZM99 113V112H98ZM106 113V112H105ZM17 114V115H18ZM20 115V114H19ZM35 115H37V114H35ZM54 115V114H53ZM57 115H58V113H57ZM58 115V116H59ZM61 115H62V113H61ZM61 115H60V117L58 118V120L59 119H61L62 117H61ZM97 115H101V114H97ZM108 115V114H107ZM126 115H124V118H125V120H127V117H126ZM128 115H130V116H128ZM127 116H128V118L129 117H131L132 118V116H133V113L132 114H128ZM132 115V116H131ZM137 115V114H136ZM21 118H23V119H21V123H22V120H24V116H25V113H24V116L22 115V113H21ZM57 116V117H58ZM74 116H75V114H74ZM78 116V115H77ZM16 117H18V116H16ZM64 117V118H65ZM97 117H100V116H97ZM5 118H8V120L7 121H5ZM19 118V117H18ZM72 118V117H71ZM71 118H69V120H71ZM76 118V117H75ZM102 118H103V116H102ZM15 119V118H14ZM26 119V118H25ZM29 119V118H28ZM43 119V118H42ZM96 119V118H95ZM100 119V118H99ZM103 119H106V118H103ZM107 119V120H108ZM121 119H123L122 117H121ZM130 119V118H129ZM128 119V120H129ZM181 119V118H180ZM13 120V119H12ZM19 120H20V118H19ZM18 120V121H19ZM127 120V121H128ZM131 120V119H130ZM9 121H11V120H9ZM16 122H17V120H15ZM26 121V120H25ZM60 121V120H59ZM65 121V120H64ZM76 121V120H75ZM82 121V120H81ZM106 121V120H105ZM104 121V122H105ZM132 121V120H131ZM12 122V121H11ZM30 122V121H29ZM61 122V121H60ZM72 122V121H71ZM99 122V121H98ZM102 122V121H101ZM106 122H108V121H106ZM120 122V125L122 124V121H119ZM180 122H181V120H180ZM27 123H28V121H27ZM64 123H66V121L64 122ZM69 123V122H68ZM84 123V124H85ZM111 123V122H110ZM114 123V122H113ZM118 123V122H117ZM124 123V122H123ZM126 123V122H125ZM131 123V122H130ZM8 124H9V122H8ZM13 124H15V122L13 123ZM29 124H31V123H29ZM36 124V123H35ZM52 124V123H51ZM61 124V123H60ZM60 124H57V125H60ZM62 124H63V122H62ZM67 124V123H66ZM78 124V123H77ZM80 124V123H79ZM78 124V125H79ZM83 124V123H82ZM81 124V125H82ZM83 124V125H84ZM101 124V123H100ZM104 124V123H103ZM108 124V123H107ZM180 124V123H179ZM16 125V124H15ZM19 125H20V123H19ZM23 126L24 125H26V123L25 124H22ZM38 125V124H37ZM41 125V124H40ZM42 125H44V124H42ZM41 125V126H42ZM56 125V128L58 127ZM67 125H69V124H67ZM67 125H66V127H67ZM72 125H74V124H72ZM85 125V126H86ZM99 125V124H98ZM118 125H119V123H118ZM125 125V124H124ZM13 126V125H12ZM11 126V127H12ZM22 126V127H23ZM41 126H40V128H41ZM47 126V125H46ZM45 126V127H46ZM54 126V125H53ZM53 126H52V128H53ZM62 126V125H61ZM60 126V127H61ZM75 126H77V125H75ZM85 126H83V127H85ZM101 126V125H100ZM112 126V125H111ZM110 126V127H111ZM128 126H129V124H128ZM17 127H18V124H17ZM20 127V126H19ZM18 127V128H19ZM28 127H30V125L28 126ZM27 127V128H28ZM48 127V126H47ZM64 127H65V125H64ZM65 127V128H66ZM74 127V126H73ZM106 127H108V125L106 126ZM105 127V128H106ZM177 127H178V125H177ZM24 128H25V126H24ZM43 128V127H42ZM49 128H51V127H49ZM70 128V127H69ZM68 128V129H69ZM117 128V127H116ZM115 128V129H116ZM175 129L174 130H176V129H178V128H176V127H174ZM180 128H181V126H180ZM251 128H252V126H251ZM254 128V127H253ZM257 127H255V129H256ZM258 128H259V126H258ZM16 129V128H15ZM14 129V131H16ZM20 129H21V127H20ZM23 129V128H22ZM30 129V128H29ZM34 129V128H33ZM62 129V128H61ZM66 130V132L68 133V131L69 130ZM74 129V128H73ZM78 129V128H77ZM255 129H253V130H255ZM27 130V129H26ZM32 130V129H31ZM36 130H38L37 128H36ZM40 130V129H39ZM37 131V133H40V131H42V130H40V131ZM43 130H45V132H46V130H49L48 128H44ZM65 130V129H64ZM83 130V129H82ZM86 130H85V132H86ZM173 130V131H174ZM252 130V131H253ZM262 130V129H261ZM18 131V130H17ZM27 131H29L30 132V130H27ZM54 133H56L54 130H52ZM51 131V132H52ZM63 131V130H62ZM73 131H77V130H73ZM152 131H153V129H152ZM171 131H172V129H171ZM177 131V130H176ZM256 131V130H255ZM32 132V131H31ZM35 131H33V133H34ZM43 132V131H42ZM50 132V131H49ZM48 132V133H49ZM50 132V133H51ZM81 132V131H80ZM86 132V133H87ZM116 132V131H115ZM157 131H155V133H156ZM168 132H170V131H168ZM178 132V131H177ZM251 132V131H250ZM257 132V131H256ZM32 133V134H33ZM44 133V132H43ZM43 133H40V135L41 134H43ZM53 133V134H54ZM71 133V132H70ZM77 133V132H76ZM85 133V134H86ZM101 133V132H100ZM114 133V132H113ZM112 133V134H113ZM118 133V132H117ZM116 133V134H117ZM152 132H150V134H151ZM158 133H160V132H158ZM172 135H173V133L172 132H170ZM176 133V132H175ZM258 133V132H257ZM74 134V133H73ZM90 134V133H89ZM153 134V133H152ZM170 134V135H171ZM252 134V133H251ZM262 134V133H261ZM260 134V135H261ZM30 135V136H29ZM38 134H36V136H37ZM39 135V136H40ZM56 134H54L53 135V137L55 136ZM64 135V134H63ZM68 135V134H67ZM90 135H93V134H90ZM118 135V134H117ZM147 135V134H146ZM154 135V134H153ZM152 135V136H153ZM253 135V134H252ZM59 136V135H58ZM70 136V135H69ZM72 136V135H71ZM77 135H75V137H76ZM79 136V135H78ZM86 136V135H85ZM84 136V137H85ZM95 136H99V135H96L95 134ZM95 136H94V138L93 139H96L95 138ZM148 136H149V133H148ZM263 136V135H262ZM42 137V136H41ZM47 137V136H46ZM57 137V136H56ZM83 137V138H84ZM113 137V136H112ZM146 137V136H145ZM151 137V136H150ZM159 137H161V136H159ZM158 137V138H159ZM164 137V136H163ZM50 138V137H49ZM49 138H47V139H49ZM68 138V137H67ZM70 138V137H69ZM77 138V137H76ZM88 138H90V137H88ZM100 138V137H99ZM153 137H151V139H152ZM156 136L154 137V141L156 142ZM169 138V137H168ZM193 138V137H192ZM37 139V138H36ZM39 139V138H38ZM43 139H44V137H43ZM42 138H41V140H43ZM52 139H54V138H52ZM66 139V138H65ZM92 139V140H93ZM98 139V138H97ZM96 139V140H97ZM103 139V138H102ZM161 139V138H160ZM250 139V138H249ZM259 139H261V138H259ZM50 140V139H49ZM86 140V139H85ZM84 140V141H85ZM89 140V139H88ZM147 140H148V138H147ZM255 140V139H254ZM253 140V141H254ZM38 141V140H37ZM45 141H47V140H45ZM44 141V142H45ZM65 141V140H64ZM67 141V140H66ZM65 141V142H66ZM72 141V140H71ZM80 141V140H79ZM101 141V140H100ZM153 140H151L150 142H152ZM159 141V140H158ZM162 141V140H161ZM252 141V140H251ZM257 141H260V140H257ZM256 141V142H257ZM52 142V141H51ZM57 142V141H56ZM90 142H92V141H90ZM147 142V141H146ZM149 142V141H148ZM147 142V143H148ZM160 142V141H159ZM41 144L43 143V142H40ZM49 143V142H48ZM69 143V142H68ZM71 143V142H70ZM76 143H78V142H75V144ZM81 143V142H80ZM79 143V144H80ZM87 143H88V141H87ZM86 143V144H87ZM100 143V142H99ZM147 143H146V145H147ZM153 143V142H152ZM163 143V142H162ZM255 143V142H254ZM253 143V144H254ZM257 143H259V142H257ZM45 144H47V143H45ZM52 144V143H51ZM50 144V145H51ZM164 144V143H163ZM244 144V143H243ZM252 143H250V144H247L246 143V145H245V147H243L242 149H246V148H248L249 149V147L250 148H252V147H254V146H252L253 145ZM42 145H44V144H42ZM59 145V144H58ZM62 145V144H61ZM64 145V144H63ZM62 145V146H63ZM67 145V144H66ZM71 145H72V143H71ZM83 145V144H82ZM88 145V144H87ZM94 145H96V144H94ZM151 145V147H150V150H148V151H146V149L145 148H147L148 146H150ZM150 145L148 144V146L146 147V146H144L145 148V151H146V153H145V151L142 149V151L144 152V153H142L141 152V154L140 155H142V157H144V155L145 154H149V151H152L153 149L155 150L156 148H155V143H154V145H152L151 143H150ZM37 146V145H36ZM35 146V147H36ZM70 146V145H69ZM73 146H75L76 147V145H73ZM81 146V145H80ZM101 146V145H100ZM166 146V145H165ZM164 146V147H165ZM256 146V145H255ZM261 146V145H260ZM259 146V147H260ZM264 146V145H263ZM51 147V146H50ZM53 147V146H52ZM71 147V146H70ZM78 147V146H77ZM96 147V146H95ZM59 148V147H58ZM62 148H65V147H62ZM78 148H80V147H78ZM78 148H77V150H78ZM88 148V147H87ZM94 148V147H93ZM98 148V147H97ZM256 148V147H255ZM258 148V147H257ZM32 149V148H31ZM34 149V148H33ZM32 149V150H33ZM71 149H72V147H71ZM70 149V150H71ZM84 149V148H83ZM241 149V150H242ZM65 150V149H64ZM75 150V149H74ZM74 150H72V151H74ZM91 150H92V148H91ZM94 150V149H93ZM97 150V149H96ZM120 150V149H119ZM123 150V149H122ZM153 150V151H154ZM182 150V149H181ZM247 150V149H246ZM252 150V149H251ZM254 150V149H253ZM259 150H260V148H259ZM37 151H38V148H37ZM67 151V150H66ZM64 152V153H67V152ZM76 151V150H75ZM74 151V153L76 154V152ZM79 151H81V149L79 150ZM99 151V150H98ZM140 151H141V149H140ZM240 151V150H239ZM238 151V152H239ZM24 152V151H23ZM28 152H29V150H28ZM30 152H32V151H30ZM89 152V151H88ZM100 152V151H99ZM113 152V151H112ZM121 152V151H120ZM158 152H160V151H158ZM175 152V151H174ZM243 153H244V151H242ZM245 152H249V151H245ZM62 153H63V151H62ZM78 153V152H77ZM93 153V152H92ZM101 153V152H100ZM153 153H155V152H153ZM176 153V152H175ZM242 153V154H243ZM249 153H251V152H249ZM254 153H256V152H254ZM81 154V153H80ZM87 154V153H86ZM85 154V155H86ZM115 154H118L117 152L115 153ZM120 154V153H119ZM139 154L138 155H136V158H133L132 157V162H130V160H129V164L131 165L130 167L132 168L133 167V170H132V174H133V172H136L137 174H139V172H140V168H139V160L141 159L140 158V156H139ZM150 154H152V152L150 153ZM180 154H181V152H180ZM238 154V153H237ZM253 154V153H252ZM13 155V156H12ZM71 155V154H70ZM90 155V154H89ZM95 155V154H94ZM103 156V158H110V153H109V151H107V150H103V154H102ZM122 155V154H121ZM135 155V154H134ZM165 155V154H164ZM179 155V154H178ZM239 156H240V154H238ZM244 155V154H243ZM242 155V156H243ZM247 155V154H246ZM25 156V155H24ZM28 156H29V154H28ZM67 156V155H66ZM72 156V155H71ZM70 156V157H71ZM74 156V155H73ZM72 156V157H73ZM76 156H78V154L76 155ZM86 156H88V155H86ZM101 156V155H100ZM138 156V157H137ZM166 156V155H165ZM174 156H176V154L174 155ZM173 156V157H174ZM250 156V155H249ZM26 157H27V154H26ZM65 157V156H64ZM71 157V158H72ZM75 157V156H74ZM78 157H80V156H78ZM91 157V156H90ZM114 157V156H113ZM153 157V156H152ZM178 157V156H177ZM177 157H174L173 159H176ZM236 157H238V156H236ZM252 157H255L256 158V156H252ZM252 157H251V159H252ZM259 157V156H258ZM29 158V159H30ZM67 158V157H66ZM125 158V157H124ZM243 158V157H242ZM247 158V157H246ZM60 159L61 158H59V161H60ZM65 159V158H64ZM70 159V158H69ZM76 159V158H75ZM75 159H73V160H75ZM86 159V158H85ZM89 159V158H88ZM88 159H87V161H88ZM93 159V158H92ZM102 159V158H101ZM114 159V158H113ZM112 159V160H113ZM130 159V158H129ZM149 159V158H148ZM169 160H170V157L168 158ZM178 159V158H177ZM184 159V158H183ZM237 159V158H236ZM239 159H241V156L240 157H238V162L240 161ZM249 159V158H248ZM262 159V158H261ZM61 160H63V159H61ZM77 160V159H76ZM98 159H96V161H97ZM106 160V159H105ZM104 160V161H105ZM146 160H147V158H146ZM145 160V161H146ZM161 160H163V159H160V161ZM181 160V159H180ZM242 160V159H241ZM245 160V159H244ZM243 160V161H244ZM254 160V159H253ZM253 160H251V161H253ZM256 160V159H255ZM259 160V159H258ZM79 161V160H78ZM77 161V162H78ZM95 161V162H96ZM149 161V160H148ZM148 161H147V163H148ZM165 164H164V170H165V174H167V171L169 170V168L171 167H169L168 165L170 164V163H173V162H166V158H165ZM237 161H235V163L237 162ZM246 162H247V164H248V161L247 160H245ZM244 161V162H245ZM250 160H249V164H250V162H251ZM257 161V160H256ZM26 162V161H25ZM69 162V161H68ZM67 162V163H68ZM70 162H72L71 160H70ZM76 162V161H75ZM76 162V163H77ZM102 162V161H101ZM107 162V161H106ZM115 162V161H114ZM117 162V161H116ZM141 162H142V160H141ZM149 162H151V161H149ZM181 162V161H180ZM205 162V161H204ZM238 162H237V165L235 166V167H237L239 164H238ZM241 162V161H240ZM255 162V161H254ZM60 163H62L61 161H60ZM64 163V162H63ZM75 163V164H76ZM109 163V162H108ZM112 165H113V163L112 162H110ZM118 163H120L119 162V160H118ZM143 163V162H142ZM144 163H146V162H144ZM144 163H143V166H144ZM153 163V162H152ZM164 163V162H163ZM162 163V164H163ZM175 163V162H174ZM200 163V162H199ZM253 163V162H252ZM251 163V164H252ZM58 164V163H57ZM74 164V165H75ZM79 164H81V163H79ZM99 164V163H98ZM110 164V165H111ZM149 164V163H148ZM154 164H156V162L155 163H153V165ZM158 164H160V163H158ZM245 163H243V165H244ZM248 164V165H249ZM32 165L35 167V170L33 171V170H31V168H30V166L32 167ZM93 165V164H92ZM123 165V164H122ZM152 165V164H151ZM174 165V164H173ZM173 165H172V167H173ZM241 165V164H240ZM239 165V166H240ZM242 165V168L243 167H245V166H243ZM247 165V166H248ZM258 165V164H257ZM54 166H56V165H54ZM60 166V165H59ZM97 166V165H96ZM99 166V165H98ZM126 166H128V165H126ZM140 166L141 167H143L141 164H140ZM148 166V165H147ZM155 166V165H154ZM153 166V167H154ZM175 166H176V164H175ZM246 166V167H247ZM253 166V165H252ZM251 166V167H252ZM57 167V166H56ZM61 167L63 168V166L61 165ZM76 167V166H75ZM88 167V166H87ZM149 167L151 168L152 166H150V164H149ZM148 167V168H149ZM156 167H157V164H156ZM182 167H183V165H182ZM241 167V166H240ZM239 167V168H240ZM245 167V168H246ZM250 167V166H249ZM258 167V166H257ZM33 168V167H32ZM69 168V167H68ZM77 168V167H76ZM79 168H80V166H79ZM78 168V170H81V169H79ZM82 168V167H81ZM84 168H85V166H84ZM83 168V170H86V168L84 169ZM89 168V167H88ZM87 168V169H88ZM94 168V167H93ZM96 168V167H95ZM110 168L112 169V167L110 166ZM143 168H145V167H143ZM147 168V167H146ZM145 168V169H146ZM147 168V169H148ZM149 168V169H150ZM180 168V167H179ZM186 168H188V167H186ZM232 168V167H231ZM96 169H98V168H96ZM113 169H114V167H113ZM124 169V168H123ZM152 169V168H151ZM234 169V168H233ZM232 169V170H233ZM247 169V168H246ZM245 169V170H246ZM56 170V169H55ZM58 170V169H57ZM56 170V171H57ZM63 170H64V168H63ZM62 170V171H63ZM74 170V169H73ZM77 170V171H78ZM91 170V169H90ZM93 170V169H92ZM101 170V169H100ZM100 170H99V172H100ZM106 170V169H105ZM104 170V171H105ZM130 170V169H129ZM141 170H142V168H141ZM174 170V169H173ZM172 170V172H174ZM175 170H176V168H175ZM179 170V169H178ZM178 170H176V171H178ZM226 170H228V173L231 171V170H229V168L228 169H226ZM235 170V169H234ZM243 170L244 169H242V172H243ZM250 170H251V168H250ZM255 171H256V169H254ZM59 172H60V170H58ZM87 171H89V170H87ZM108 171V170H107ZM143 171L145 172L146 170H144L143 169ZM148 171H150V170H148ZM162 171V170H161ZM182 171V170H181ZM180 171V172H181ZM236 171H238V168L236 169ZM236 171H234L235 173H236ZM240 171V170H239ZM248 171V170H247ZM246 171V172H247ZM58 172V173H59ZM68 172H69V170H68ZM70 172H71V170H70ZM79 173H80V171H78ZM84 172V171H83ZM82 171H81V173H83ZM86 172V171H85ZM96 172V171H95ZM116 172V171H115ZM118 172V171H117ZM131 172V171H130ZM143 172V173H144ZM234 172H232V173H234ZM245 172V173H246ZM74 173V172H73ZM87 173H89V172H87ZM94 173V172H93ZM127 173V172H126ZM141 173V172H140ZM176 173V172H175ZM182 173V172H181ZM181 173H180V175H181ZM226 173V172H225ZM235 173H234V176L235 177H237L238 178V176H236L235 175ZM240 174H242L241 172H239ZM244 173V174H245ZM52 174H54V173H52ZM61 175H62V172L60 173ZM59 174V175H60ZM98 174V173H97ZM131 174V175H132ZM145 174V173H144ZM170 174V173H169ZM231 174V173H230ZM243 174V175H244ZM65 175H67V174H65ZM74 175H75V173H74ZM73 175V177H75ZM77 175H79V174H77ZM81 175H83V176H85L86 177V175H84V174H81ZM80 175V176H81ZM90 175H92V176H94L92 173L90 174ZM102 175H103V173H102ZM107 175V174H106ZM118 174L116 173V176H117ZM134 175V174H133ZM139 175H142V174H139ZM164 175V174H163ZM173 175V174H172ZM171 174L170 175H168V176H172ZM239 175V174H238ZM80 176H78V177H80ZM105 176V175H104ZM111 176H112V174H111ZM114 177V179L115 180H118L119 178L118 177ZM134 176H136V175H134ZM133 176V177H134ZM175 176V175H174ZM174 176H172V178L174 177ZM242 176V175H241ZM65 177V176H64ZM63 177V178H64ZM71 178H72V175L70 176ZM98 177V176H97ZM143 177V176H142ZM161 177V176H160ZM180 177V176H179ZM234 177V179L236 180V178ZM240 177V176H239ZM54 178V177H53ZM76 178H77V176H76ZM81 178V177H80ZM107 178H108V175H107ZM118 178V179H117ZM136 178V177H135ZM168 178H171V177H168ZM174 178H176V177H174ZM185 178V177H184ZM242 178H243V176H242ZM60 179H62V178H60V176H59V180ZM74 179V178H73ZM72 179V180H73ZM88 179H90L89 177H88ZM96 179V178H95ZM99 179H100V175H99ZM102 179V178H101ZM111 179V178H110ZM128 179V178H127ZM133 179V178H132ZM177 179V178H176ZM175 179V180H176ZM67 180V179H66ZM71 180V179H70ZM86 180H87V177H86ZM92 180V179H91ZM98 180V179H97ZM115 180H113V181H115ZM167 180V179H166ZM175 180L173 181V182H175ZM179 180H182V179H179ZM235 180H232L231 182H233V181H235ZM240 180V179H239ZM54 181V180H53ZM52 181V182H53ZM57 181V180H56ZM75 181V180H74ZM88 181V180H87ZM87 181H86V184L85 183H81V185H80V183H79V186L81 187V186H84L85 187V185L87 186L88 184H87ZM90 181V180H89ZM120 181V180H119ZM136 181V180H135ZM163 181V180H162ZM170 180H168V182H169ZM183 181V180H182ZM55 182V181H54ZM62 182H63V179H62ZM61 181H60V183H62ZM65 182V181H64ZM78 182H79V180H78ZM92 182V181H91ZM95 182V181H94ZM107 182H109V181H107ZM126 182V181H125ZM230 182V183H231ZM75 183H76V181H75ZM89 183V182H88ZM93 183V182H92ZM122 183V182H121ZM130 183V182H129ZM132 183V182H131ZM230 183L228 184V185H230ZM234 183V182H233ZM56 184V183H55ZM58 184V183H57ZM64 184V183H63ZM67 184V183H66ZM69 184V183H68ZM85 184V185H84ZM112 184V183H111ZM164 184V183H163ZM163 184H160V185H163ZM169 184H170V182H169ZM179 184V183H178ZM251 184V183H250ZM59 185V184H58ZM65 185V184H64ZM77 185V184H76ZM91 185V184H90ZM144 185V184H143ZM159 185V186H160ZM168 185V184H167ZM171 185V184H170ZM174 185V184H173ZM228 185H226V187L228 186ZM243 185V184H242ZM241 185V187H244V186H246L247 185V182H246V184H244V186H242ZM249 185V184H248ZM247 185V186H248ZM52 186V185H51ZM57 186V185H56ZM73 186L75 187V184L73 183ZM111 186H113V185H111ZM115 187H116V185H114ZM129 186V185H128ZM132 186V185H131ZM130 186V187H131ZM158 186V187H159ZM169 186V185H168ZM55 187V186H54ZM54 187H52V188H54ZM72 187V186H71ZM71 187H70V189H71ZM88 187V186H87ZM86 187V188H87ZM90 187V186H89ZM114 187V188H115ZM152 188H153V186H151ZM155 187V186H154ZM166 187V186H165ZM240 187V188H241ZM249 187V186H248ZM252 187V186H251ZM51 188V189H52ZM73 188V187H72ZM85 188V189H86ZM118 188V187H117ZM132 188V187H131ZM239 188V189H240ZM77 189H79V190H77ZM73 188L72 190L74 191V190H77V192L78 191H80L81 190V188ZM83 189L84 188H82V191H83ZM108 188L106 187V190H107ZM119 189V188H118ZM122 193H121V195H123V198L124 197H126L127 199H129L130 200V198H128L129 196H128V193H127V190L128 189H130V188H127V186L126 185H123L122 186ZM148 189H149V187L146 189L147 191H144V192H148ZM151 189V188H150ZM156 189V188H155ZM155 189H154V191H155ZM225 189V188H224ZM238 189V188H237ZM237 189H236V191H237ZM242 189V188H241ZM241 189H240V191H241ZM55 190V189H54ZM58 190V189H57ZM61 190V189H60ZM67 190H69V188H67ZM67 190H65V191H67ZM104 190V189H103ZM110 190V189H109ZM113 190V189H112ZM111 190V191H112ZM131 190V189H130ZM161 190V189H160ZM228 190V189H227ZM252 190V191H251ZM251 190H249L248 188L246 189H244V191H241V194H242V192H244L243 193V196L241 197L242 198V200H240L239 202L241 203V208H240V206H239V208H240V210H239V212L240 213H238V214H240L239 215V220L242 222L243 221V219L245 218V217H247V213H249V214H251L252 212H253V207L256 205V203H255V201H256V199L259 197V194H261L262 192L264 193V184L263 183H261V184H259L258 185V188H256V189H251ZM52 191H53V189H52ZM71 191V190H70ZM108 191V190H107ZM150 191V193H148V195H146V196H144V197H141V198H138L137 200L135 199V201H129L128 203H129V209L131 210H129L130 212H131V214L134 216V218H138L137 220H140L139 219V217H140V215H142L141 214V212L145 209V212H146V202H147V200H152L153 201V199H148V198H150L151 197V195L152 196H154V194L153 193H155L154 191H153V193L151 192V190H149ZM171 191V190H170ZM235 191V189L234 190H232L231 191V189H230V191L226 194V192H225V194L226 195H224V196H222V197H217V198H222V199H224V197H225V199L227 200L228 198H229V196L230 195H232L233 194V198H235L236 196H238V194L235 196L234 195V192ZM69 192V191H68ZM76 192V193H77ZM129 192V191H128ZM156 192H158V191H156ZM56 193V194H55ZM64 193V192H63ZM62 193V194H63ZM71 193V192H70ZM76 193H74V196H75V194ZM115 193L117 194V192L115 191ZM224 193V192H223ZM222 193V194H223ZM72 194V197H73V193H71ZM164 194V193H163ZM204 194V193H203ZM221 194V193H220ZM236 194V193H235ZM65 195H67V194H65ZM70 195V194H69ZM95 195H97V194H95ZM106 194H104V196H105ZM113 195H115V194H113ZM130 195V194H129ZM161 195V194H160ZM159 195V196H160ZM239 195H240V192H239ZM262 195V194H261ZM88 196V195H87ZM106 196H108V195H106ZM156 196H158L157 195V193H156ZM166 196V195H165ZM199 196V195H198ZM198 196H196V197H198ZM208 196V195H207ZM218 196H220V195H218ZM235 196V197H234ZM69 197V196H68ZM67 197V198H68ZM71 197V196H70ZM100 197V196H99ZM110 197V196H109ZM121 197V196H120ZM161 197V196H160ZM170 197V196H169ZM231 197V196H230ZM261 197V196H260ZM81 198V197H80ZM95 198V197H94ZM113 198V197H112ZM125 198V199H126ZM156 198V197H155ZM155 198H154V200H155ZM162 198H163V196H162ZM191 198V197H190ZM206 198V194L205 195H200L199 196V198H194V199H192V200H190V201H187L188 203L186 204V207H188V206H192L191 207V211L193 212H196V210L198 211V209L199 208H201V210H202V206H205V205H207V202H208V204L210 203V200H209V197H208V199H206V200H208L207 202H204L203 203V201H202V199H205ZM216 198V197H215ZM216 198V199H217ZM79 199V198H78ZM164 199H165V197H164ZM163 199V200H164ZM215 199V200H216ZM218 199V200H219ZM221 199V200H222ZM230 199V198H229ZM232 199V198H231ZM230 199V200H231ZM237 200H239L240 199V197H238V198H236ZM72 201H73V199H71ZM80 200V199H79ZM94 200V199H93ZM99 200V199H98ZM124 200V199H123ZM162 200V199H161ZM162 200V201H163ZM213 200V199H212ZM63 201H65V202H63ZM75 201V200H74ZM77 201V200H76ZM89 201V200H88ZM95 201V200H94ZM101 201V200H100ZM118 201V200H117ZM157 201V200H156ZM156 201H154V202H156ZM160 201V200H159ZM199 201H201L200 203H199ZM214 201V200H213ZM223 201V200H222ZM225 201V200H224ZM223 201V202H224ZM229 201V200H228ZM257 201H258V199H257ZM263 201V200H262ZM69 202V201H68ZM86 202V201H85ZM109 202V201H108ZM107 202V203H108ZM121 202V201H120ZM150 202V201H149ZM153 202V203H154ZM186 202V201H185ZM217 203H218V201H216ZM216 202H214V203H216ZM238 202V203H239ZM70 203V202H69ZM68 203V204H69ZM90 203V202H89ZM91 203H93V202H91ZM117 203V202H116ZM126 203V202H125ZM198 203V204H197ZM206 203V204H205ZM214 203H210V204H213L214 205ZM233 203V202H232ZM234 203H237V202H235L234 201ZM64 204V205H63ZM71 204H72V202H71ZM72 204V205H73ZM82 203H80L79 205H81ZM158 204H159V202H158ZM165 204V203H164ZM220 204V203H219ZM253 204H255L254 206H253ZM77 205H78V203H77ZM76 205V206H77ZM115 205V204H114ZM122 205V204H121ZM149 205V204H148ZM160 205V204H159ZM218 205V204H217ZM221 205V204H220ZM258 205V204H257ZM82 206V205H81ZM85 206V205H84ZM83 206V207H84ZM93 206V205H92ZM96 206V205H95ZM120 206V205H119ZM154 206V205H153ZM208 206V205H207ZM206 206V207H207ZM209 206H211V205H209ZM253 206V207H252ZM79 207V206H78ZM145 207V208H144ZM148 207V206H147ZM149 207H151V206H149ZM165 207V206H164ZM215 207V206H214ZM217 208H218V206H216ZM221 207H222V205H221ZM220 207V208H221ZM252 207V208H251ZM257 207V206H256ZM82 208V207H81ZM118 208V207H117ZM189 208V207H188ZM205 208V207H204ZM255 208V207H254ZM44 210H45V208H43ZM80 209V208H79ZM83 209V208H82ZM81 209V210H82ZM85 209H86V207H85ZM127 209V208H126ZM182 209H185V207L184 208H182ZM211 209V208H210ZM214 209V208H213ZM252 209V210H251ZM256 209V208H255ZM32 210V209H31ZM38 210H42V209H38ZM75 210H77V209H75ZM92 210H93V208H92ZM91 210V211H92ZM95 210V209H94ZM114 210V209H113ZM119 210V209H118ZM151 210V209H150ZM188 210V209H187ZM205 209H203V211H204ZM212 210V209H211ZM215 210H217V209H215ZM214 210V211H215ZM222 210V209H221ZM24 211H26V210H24ZM30 211V210H29ZM43 211V210H42ZM83 211V210H82ZM95 211H98V209L97 210H95ZM106 211V210H105ZM182 211V212H181ZM180 211V213L177 215V216H175L174 218H171L170 220H165V221H163L162 223H161V225L159 226V229L157 228V232L155 231V232H153L152 230L150 231V232H147V234H141L140 233V235H138V236H136V237H134V239H130L131 241H129V242H127V243H124V244H121V245H116V246H113L112 248H110V250H108V251H106L104 254H102V256H100L99 258H97V259H95V260H92L89 264H141L140 262H139V259H140V257H142L141 255H143L144 254V252H146L145 250L146 249H148V247L151 245V244H153L154 242H157L158 243V241L161 243V248H163V246L165 245V242L166 241H169L170 240V237L173 235V234H175V233H180L179 231V229H178V227H179V225L181 224V223H183L185 220H186V218H187V216L189 217V213L188 212H190V211H183V210H181ZM200 211V210H199ZM218 211H220V210H218ZM249 211H251V213L249 212ZM19 212V214L22 216V213H24V212H22V211H18ZM20 212H22V213H20ZM35 212H36V210H35ZM46 211H44V213H45ZM77 212H79V211H77ZM87 213H88V210L86 211ZM94 212V211H93ZM100 212H101V210H100ZM103 212V211H102ZM145 212H144V214H145ZM156 212V211H155ZM213 211H211V213H212ZM256 211L254 210V213H255ZM27 213H29L28 211H27ZM37 213H39V212H37ZM48 213V212H47ZM49 213H50V211H49ZM143 213V212H142ZM197 213V212H196ZM198 213H200V212H198ZM203 213H205V212H203ZM219 213V212H218ZM11 214V213H10ZM18 213H16V215H17ZM42 214H43V212H42ZM51 214V213H50ZM49 214V215H50ZM73 214H76V213H74V212H72V215H71V217L73 216ZM82 214H85L84 212L82 213ZM90 214V213H89ZM94 214V213H93ZM93 214L91 215V216H93ZM96 214H99V213H96ZM130 214V213H129ZM149 214V213H148ZM147 214V215H148ZM202 214V213H201ZM220 214V213H219ZM221 214H223V213H221ZM257 214V213H256ZM6 215H8V214H6ZM20 215L18 216V217H20ZM47 215V214H46ZM48 215V216H49ZM80 215V214H79ZM86 215V214H85ZM95 215V214H94ZM190 215H193V214H191V212H190ZM195 215V214H194ZM193 215V216H194ZM200 214H198V216H199ZM213 215V214H212ZM8 216H12L13 217V213H12V215H8ZM24 216V215H23ZM76 216V215H75ZM78 216V215H77ZM80 216H82V215H80ZM114 216V215H113ZM129 216V215H128ZM131 216V215H130ZM198 216H196V217H198ZM200 216H202V215H200ZM199 216V217H200ZM205 216V215H204ZM254 216V215H253ZM252 216V217H253ZM2 217H4V216H1L0 218H2ZM15 217V216H14ZM17 217V216H16ZM39 217V216H38ZM37 217V218H38ZM86 217H88V216H86ZM94 217V216H93ZM108 217V216H107ZM106 217V218H107ZM192 217V216H191ZM224 217V216H223ZM222 217V218H223ZM248 217H250L251 218V216H248ZM37 218H36V221H37ZM41 218V217H40ZM39 218V219H40ZM43 218V217H42ZM72 218H74V217H72ZM78 218V217H77ZM82 218V217H81ZM89 218H90V216H89ZM105 218V219H106ZM204 218V217H203ZM206 218V217H205ZM3 219V218H2ZM35 218H33L32 220H34ZM43 219H45V217L43 218ZM94 219V218H93ZM98 219V218H97ZM112 219V218H111ZM189 219V218H188ZM187 219V220H188ZM192 219H194L193 217H192ZM196 219V218H195ZM201 219H202V217H201ZM207 220L209 219V218H206ZM205 219V220H206ZM215 219H217L216 217H215ZM214 219V220H215ZM238 218H236V220H237ZM256 219V218H255ZM75 220V219H74ZM89 220V219H88ZM142 220V219H141ZM198 220H199V218H198ZM204 220V224H205V221ZM211 220H212V218H211ZM218 220H219V218H218ZM245 220V219H244ZM246 220H248V219H246ZM243 221V223L244 222H246L247 224H248V221ZM253 220V219H252ZM251 220V221H252ZM23 221V220H22ZM35 221V220H34ZM39 221V220H38ZM41 221H42V219H41ZM73 221V220H72ZM79 221H81L80 223H82L83 221L82 220H79ZM85 221H86V218H85ZM99 221H101L100 219H99ZM106 221V220H105ZM108 221V220H107ZM189 221V220H188ZM213 221V220H212ZM0 222H1V220H0ZM17 222H21V221H17ZM23 222H26V221H23ZM28 222V221H27ZM33 222V221H32ZM102 222V221H101ZM104 222V221H103ZM111 222V221H110ZM136 222H138V221H136ZM140 223H141V221H139ZM185 222H187V221H185ZM193 222H195V221H193ZM196 222H197V220H196ZM201 222V221H200ZM200 222H198V223H200ZM202 222H203V220H202ZM201 222V225H202V227H203V223ZM208 222V224H210L209 223V221H207ZM213 222H216V221H213ZM219 222V221H218ZM223 222V221H222ZM241 222H238V223H241ZM4 223H5V220H4ZM11 223V222H10ZM16 223V222H15ZM70 222H68L67 223V225L69 224ZM93 223V222H92ZM190 223V222H189ZM192 223V222H191ZM252 223H255V222H252ZM8 224V223H7ZM13 224V223H12ZM99 224V223H98ZM98 224H95V225H98ZM102 224H104V223H102ZM102 224H101V227H102ZM109 224V223H108ZM207 224V223H206ZM205 224V225H206ZM212 224V223H211ZM215 224V223H214ZM218 224V223H217ZM245 224V223H244ZM243 224V225H244ZM0 225H2V224H0ZM3 225H5V224H3ZM62 225V224H61ZM112 225V224H111ZM138 225V224H137ZM158 225V224H157ZM192 226L194 225V223L193 224H191ZM196 225H198L197 223H196ZM218 225H220V224H218ZM251 225V224H250ZM10 226V225H9ZM64 226H66V224L64 225ZM140 226V225H139ZM187 226H189V224L187 225ZM187 226H186V228H187ZM199 227H200V225H198ZM206 226H209V225H206ZM206 226H204V227H206ZM210 226H212V225H210ZM214 226V225H213ZM239 226H241L240 224H239ZM244 226H246V225H244ZM1 227V226H0ZM2 227H1V229H2ZM7 227H8V225H7ZM61 227H63V226H61ZM71 227V226H70ZM80 227V226H79ZM81 227H83V226H81ZM104 227V226H103ZM129 227V226H128ZM191 227V226H190ZM221 227H223L222 225H221ZM242 227V229H244V227L243 226H241ZM248 226H246V228H247ZM56 228H57V230H56ZM85 228V227H84ZM84 228L82 229V230H84ZM110 228V227H109ZM212 228V227H211ZM231 228V227H230ZM74 229H75V227H74ZM91 229V228H90ZM96 229V228H95ZM95 229H93L94 230V232H95ZM196 229H198V228H196ZM195 228H194V230H196ZM212 229H214V227L212 228ZM216 229V228H215ZM217 229H218V226H217ZM231 229H233V228H231ZM251 229H252V227H251ZM250 229V230H251ZM56 230V231H55ZM61 230H62V228H61ZM60 230V231H61ZM69 230H73V229H67L66 228V233L69 231ZM154 230H156V229H154ZM182 231H183V229H181ZM186 230V229H185ZM200 230V229H199ZM198 230V231H199ZM203 228H202V231L201 232H203ZM226 230V229H225ZM235 230V229H234ZM233 230V231H234ZM245 230V229H244ZM197 231V232H198ZM213 231H215V230H212V232ZM232 231V232H233ZM238 231H239V229H238ZM241 231V230H240ZM239 231V232H240ZM71 232H73V231H71ZM71 232H69V233H71ZM84 232V231H83ZM91 232V231H90ZM89 232V233H90ZM98 232V231H97ZM99 232H101V231H99ZM98 232V233H99ZM109 232V231H108ZM192 232V231H191ZM216 232V231H215ZM217 232H218V230H217ZM216 232V233H217ZM243 231H241V233H242ZM57 233V234H58ZM61 233V232H60ZM59 233V234H60ZM81 233V232H80ZM178 233H177V235H178ZM203 233H207L208 234V232L205 230V232H203ZM211 233V232H210ZM215 233V234H216ZM222 233V232H221ZM233 233H235V232H233ZM238 233V232H237ZM6 234V235H5ZM85 234H86V232H85ZM100 234V233H99ZM103 234H104V232H103ZM107 234V233H106ZM105 234V235H106ZM115 234V233H114ZM189 234V233H188ZM213 234V233H212ZM236 234V233H235ZM243 234V233H242ZM241 234V235H242ZM250 234V233H249ZM69 235V234H68ZM71 235V234H70ZM74 235V234H73ZM94 236H95V234H93ZM108 235H109V233H108ZM183 234L181 233V236H182ZM199 235V234H198ZM204 235V234H203ZM224 235V234H223ZM1 236V235H0ZM58 236V235H57ZM67 236V235H66ZM83 236V235H82ZM81 236V237H82ZM86 236V239L88 240V238H87V234L85 235ZM89 236H90V234H89ZM92 236V235H91ZM176 236V235H175ZM188 236V235H187ZM195 236V235H194ZM197 236V235H196ZM201 236V235H200ZM205 237H206V235H204ZM208 236V235H207ZM209 236H211V235H209ZM217 236V235H216ZM230 236V235H229ZM232 236V235H231ZM230 236V238H232ZM237 236V235H236ZM238 236H240L239 235V233H238ZM262 236V237H261ZM261 238L259 237L258 239H260V240H258L257 242H258V244H257V247H255L254 246V249L256 250V252H255V257H257V258H255L254 256V259H256V260H258V258H261L262 259V256H264L263 254H261L262 253V251H263V253H264V233H263V235L261 234ZM3 236H1V238H2ZM58 237H60L61 238V236H58ZM58 237H56V239L58 238ZM65 237V236H64ZM63 237V238H64ZM70 237V236H69ZM102 237H103V235H102ZM113 237H115V236H113ZM173 237V236H172ZM199 237V236H198ZM220 237V236H219ZM4 238V237H3ZM2 238V239H3ZM79 238V237H78ZM83 238V237H82ZM96 238V237H95ZM94 238V239H95ZM109 238V237H108ZM175 238V237H174ZM181 238V237H180ZM182 238H183V236H182ZM181 238V239H182ZM188 238H190V237H188ZM203 238V237H202ZM208 238H210V237H208ZM212 238V237H211ZM217 238V237H216ZM226 238V237H225ZM229 238V237H228ZM236 238V237H235ZM234 237H233V239H235ZM238 238V237H237ZM236 238V239H237ZM85 239V240H86ZM102 239V238H101ZM200 239H201V237H200ZM199 239V241L201 242V240ZM205 239V238H204ZM233 239H231V241L233 240ZM236 239L235 240H233L234 242L236 241ZM244 239V238H243ZM78 240V239H77ZM86 240V241H87ZM103 240V239H102ZM180 240V239H179ZM207 240V239H206ZM205 240V241H206ZM213 240V239H212ZM228 240V239H227ZM240 240V239H239ZM257 240V239H256ZM8 241V240H7ZM6 240H3V242L5 243V242H7ZM55 241V240H54ZM63 241V240H62ZM85 241V242H86ZM91 241V240H90ZM89 241V242H90ZM197 241V240H196ZM196 241H194V243L196 242ZM204 241V242H205ZM209 241V240H208ZM221 241V240H220ZM226 241V240H225ZM232 241V242H233ZM246 241V240H245ZM248 241V240H247ZM13 242V241H12ZM65 242V241H64ZM68 242V241H67ZM91 242H93V241H91ZM96 242V241H95ZM185 242V241H184ZM198 242V241H197ZM203 242V243H204ZM229 242V244H227ZM233 242V243H234ZM249 242V241H248ZM4 243H1V239H0V245L1 244H4ZM58 243V242H57ZM84 243V242H83ZM86 243H88V242H86ZM85 243V244H86ZM157 243H156V246H157ZM166 243H168V242H166ZM191 243H192V241H191ZM193 243V244H194ZM227 243H225V244H227L228 246H230V240L229 241H227ZM52 244H54V243H52ZM52 244H50L51 246H52ZM81 244V243H80ZM94 244V243H93ZM155 244V243H154ZM198 244V243H197ZM196 244V245H197ZM224 244V245H225ZM5 245V244H4ZM90 245L92 246V244L90 243ZM189 245V244H188ZM201 245H202V243H201ZM226 245V246H227ZM245 245H247V244H245ZM256 245V244H255ZM3 246V245H2ZM54 246H56V245H54ZM65 246V245H64ZM87 245H85V246H83V247H86ZM96 246H99V245H96ZM95 245L93 246V247H96ZM154 246V245H153ZM180 246V245H179ZM190 246V245H189ZM193 246H195V245H193ZM192 246V247H193ZM198 246V245H197ZM200 246V245H199ZM227 246V247H228ZM1 247V246H0ZM5 246H3V248H0V249H5L4 248ZM42 247V248H41ZM46 248H47V246H45ZM50 247V246H49ZM49 247H48V249H49ZM82 247V246H81ZM80 247V245H79V249L81 248ZM92 247V248H93ZM175 247V246H174ZM245 247V246H244ZM243 247V248H244ZM54 248H56V247H54ZM77 248V247H76ZM87 248V247H86ZM91 248V249H92ZM102 248V247H101ZM157 248H158V246H157ZM156 248V249H157ZM161 248H159L158 250H160ZM167 248V247H166ZM170 248V247H169ZM172 248V247H171ZM176 248V247H175ZM195 248H196V246H195ZM199 248V247H198ZM224 248V247H223ZM240 248V247H239ZM242 248V247H241ZM242 248V249H243ZM7 249V248H6ZM5 249V250H6ZM57 249V248H56ZM85 248H83V250H84ZM89 249H90V247H89ZM95 249V248H94ZM97 249V248H96ZM151 249V248H150ZM155 249V250H156ZM168 249V248H167ZM176 249H178V248H176ZM175 249V250H176ZM183 249H185V248H183ZM189 249V248H188ZM187 249V250H188ZM194 249V248H193ZM236 249V248H235ZM242 249H241V251H242ZM245 249H246V247H245ZM35 250V251H36ZM51 250V249H50ZM153 249H151V251H152ZM169 250V249H168ZM192 250V249H191ZM46 251V250H45ZM48 252H49V250H47ZM46 251V252H47ZM54 251V250H53ZM69 251V250H68ZM82 251V250H81ZM84 251H86V249L84 250ZM89 252H91L90 250H88ZM149 251V250H148ZM151 251H149V252H151ZM157 251V250H156ZM163 251V250H162ZM166 250L164 249V251L163 252H165ZM170 251V250H169ZM168 251V252H169ZM184 251V250H183ZM182 251V252H183ZM195 251V250H194ZM239 251V249L236 251V252H238ZM244 251V250H243ZM2 252V251H1ZM39 252V251H38ZM47 252V253H48ZM51 252H52V250H51ZM181 252V251H180ZM234 252V251H233ZM45 253V252H44ZM47 253H46V255H47ZM50 253V252H49ZM56 253V252H55ZM54 253V254H55ZM92 253H93V249H92ZM147 253V252H146ZM152 253V252H151ZM159 253V252H158ZM157 253V254H158ZM162 253V252H161ZM175 253V252H174ZM229 253V252H228ZM239 253V252H238ZM238 253H236V254H238ZM34 254V253H33ZM36 254H38V253H35L34 255L36 256ZM52 254V253H51ZM90 254V253H89ZM230 254V253H229ZM243 254L242 252H240L239 253V256L238 257H240L241 255ZM251 254V253H250ZM253 254V253H252ZM252 254H251V256H252ZM262 256H261V255ZM1 255H3V253L1 254ZM41 255H42V253H41ZM43 255H45V254H43ZM49 255V254H48ZM98 255V254H97ZM96 255V256H97ZM148 255H149V253H148ZM147 255V256H148ZM155 255V254H154ZM164 255H165V253H164ZM231 256L233 255V254H230ZM235 255V254H234ZM38 256H40L39 254H38ZM38 256H36L35 258H37ZM87 256V255H86ZM95 256V257H96ZM150 256V255H149ZM152 256V255H151ZM186 256V255H185ZM237 256V255H236ZM236 256L234 257L236 260L238 259V258H236ZM251 256H250V258H251ZM31 257H32V259H31ZM45 257V256H44ZM42 258V259H45V258ZM52 257V256H51ZM143 257H146V255H144ZM155 257H157V256H155ZM166 257V256H165ZM184 257V256H183ZM228 257H230L229 255H228ZM49 258V257H48ZM93 258V257H92ZM152 258H153V256H152ZM169 258H171V257H169ZM172 258H174V257H172ZM232 258V257H231ZM234 258H233V260H234ZM53 259H54V257H53ZM146 259V258H145ZM147 259H149V258H147ZM244 259V258H243ZM260 259V260H261ZM38 260V259H37ZM49 260H50V258L48 259V262H49ZM159 260H161L160 258H159ZM169 260V262L168 263H170V259H168ZM174 260V259H173ZM239 260V259H238ZM33 261V262H32ZM54 261V260H53ZM147 261V260H146ZM155 261V260H154ZM182 261V260H181ZM230 260H228V262H229ZM250 261V260H249ZM263 261V260H262ZM261 261V262H262ZM35 262V263H34ZM37 262H39V260L37 261ZM152 262V261H151ZM163 262V261H162ZM178 262V261H177ZM230 262H232V260L230 261ZM229 262V264H231ZM54 263V262H53ZM147 264H149L148 263V261L146 262ZM233 263V262H232ZM254 263H255V261H254ZM258 263V262H257ZM37 264V263H36ZM38 264H42V263H38ZM47 264V263H46ZM85 264V263H84ZM88 264V263H87ZM145 264V263H144ZM228 264V263H227ZM234 264H235V262H234ZM252 264V263H251ZM256 264V263H255Z\"/></svg>",
  "mask_w": 264,
  "mask_h": 264
}]
</instances>
